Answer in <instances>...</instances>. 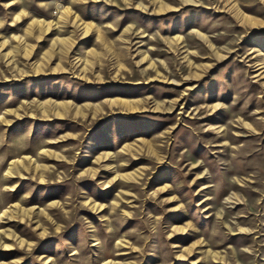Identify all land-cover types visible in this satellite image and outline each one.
I'll list each match as a JSON object with an SVG mask.
<instances>
[{
  "label": "rangeland",
  "instance_id": "rangeland-1",
  "mask_svg": "<svg viewBox=\"0 0 264 264\" xmlns=\"http://www.w3.org/2000/svg\"><path fill=\"white\" fill-rule=\"evenodd\" d=\"M0 264H264V0H0Z\"/></svg>",
  "mask_w": 264,
  "mask_h": 264
},
{
  "label": "bare ground",
  "instance_id": "bare-ground-1",
  "mask_svg": "<svg viewBox=\"0 0 264 264\" xmlns=\"http://www.w3.org/2000/svg\"><path fill=\"white\" fill-rule=\"evenodd\" d=\"M11 164H12V165H11V166H12L11 169H12V168H14V162H11ZM8 173H9V174H12L11 170H9ZM25 213H26V212H23V215H24ZM21 218H22V217H21Z\"/></svg>",
  "mask_w": 264,
  "mask_h": 264
}]
</instances>
